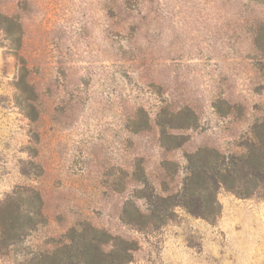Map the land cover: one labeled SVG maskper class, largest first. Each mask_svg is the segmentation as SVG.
<instances>
[{
    "label": "rangeland",
    "instance_id": "374dc122",
    "mask_svg": "<svg viewBox=\"0 0 264 264\" xmlns=\"http://www.w3.org/2000/svg\"><path fill=\"white\" fill-rule=\"evenodd\" d=\"M0 13V203L43 219L0 264L33 263L81 223L117 237L128 264H264V185L218 182L264 118V0Z\"/></svg>",
    "mask_w": 264,
    "mask_h": 264
},
{
    "label": "trees",
    "instance_id": "16d2710c",
    "mask_svg": "<svg viewBox=\"0 0 264 264\" xmlns=\"http://www.w3.org/2000/svg\"><path fill=\"white\" fill-rule=\"evenodd\" d=\"M3 18L0 13V21ZM255 44L263 54L261 70H264V22L258 30ZM252 132L254 140L247 145V151L233 158V169L220 173L218 179L223 184H227L224 180L229 179L231 183L227 186L241 195H249L258 184L264 185V118L254 125ZM238 180L244 181L243 187L236 185ZM7 201L0 203V250L23 241L43 220L39 206L38 209H23L19 203ZM33 201L41 204L37 192H34ZM66 238L67 241L53 250L40 253L31 264H128L129 248L115 249L111 242L117 237L91 224L81 223L79 227L72 228Z\"/></svg>",
    "mask_w": 264,
    "mask_h": 264
}]
</instances>
